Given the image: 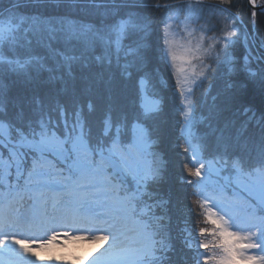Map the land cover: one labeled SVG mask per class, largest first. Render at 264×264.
Returning <instances> with one entry per match:
<instances>
[{"label": "snow or ice", "instance_id": "snow-or-ice-1", "mask_svg": "<svg viewBox=\"0 0 264 264\" xmlns=\"http://www.w3.org/2000/svg\"><path fill=\"white\" fill-rule=\"evenodd\" d=\"M203 2L58 0L64 14L45 15L22 9L47 0H0V264L56 259L38 253L50 250L60 229L101 245L90 264H175L157 215L163 167L154 124L162 102L149 70L154 62L174 82L177 147L183 170L195 178L185 177L196 197L189 214L202 218L184 230L192 264H264V107L243 104L239 95L251 84L264 96V40L253 56L245 35L238 67L230 55L237 17H226L215 34L201 23ZM90 8L99 23L72 18ZM144 9L161 14L155 27ZM93 62L115 66L136 86L132 110L117 115L108 103L98 131L88 119L95 105L81 97L103 85L110 100L112 78L94 73ZM221 69V102L212 116H198L196 91ZM240 72L244 80H234ZM17 84L23 91L12 97ZM40 88L51 91L52 103L41 100ZM204 121L215 141L210 156L196 131Z\"/></svg>", "mask_w": 264, "mask_h": 264}, {"label": "trees", "instance_id": "trees-1", "mask_svg": "<svg viewBox=\"0 0 264 264\" xmlns=\"http://www.w3.org/2000/svg\"><path fill=\"white\" fill-rule=\"evenodd\" d=\"M57 2L58 0H47L46 7H29L22 9V11L28 13L43 12L45 15L64 14L63 8L56 7ZM150 2L155 3V0H150ZM167 2L171 3L173 0H167ZM179 2L186 5L189 0H179ZM194 2L195 0H193ZM4 3L6 5L7 0H4ZM198 7L204 9L201 13V23L207 21L208 26H215L217 29L215 34H222L220 29L226 17H236L238 15L235 21V27L239 29V32L237 33V37L233 38L238 42L230 49V55L235 57L238 67L243 65V58L246 55L247 45L244 43L245 35H248V37L251 36L253 47L252 55H259V51L256 49L259 42L264 40V12H258L254 22L252 16L253 9L247 0H229L228 3H221V0H207ZM122 11L127 10L124 9ZM143 12L152 18L154 27L159 23L160 13H153L150 9H144ZM72 18L86 23H99L97 10L91 8L84 13L73 12ZM250 38L248 39L249 41ZM255 66L256 62L253 61V67ZM157 67L160 68L159 72H156ZM149 70L156 77L155 91L162 102V112L154 124L159 135V143L156 145L155 151L159 154L163 167L161 178L155 186V191L162 205L161 208L157 209V215L163 217L162 224L166 226L168 234L171 237L173 252L170 255H172L175 264H192L191 257L193 251L188 249L184 244V238L186 236L184 230L185 228L191 229L198 222V219L202 218H197L189 214V209L194 207L193 201L196 197L191 194L192 190L185 182V177H188V174L182 167L184 157L181 153L183 150L177 147V138L179 136L177 122L180 119L178 115V108L180 107L179 98L172 87L174 82L169 80L168 73L162 66L156 65L154 62ZM92 71L94 73L103 72L105 78L109 75L112 78L110 100L103 85L94 87L92 92L81 97L82 102L85 104L89 100L94 103L95 111L88 115V119L92 123L94 131H98L99 122L104 115L108 103H111L114 108V114L117 115L121 110H127L129 112L132 110L133 104L136 102V86L134 80H128L122 77L115 66L111 69H102L93 62ZM244 78L245 74L243 72L233 77L236 81H243ZM225 79L223 70L221 69L220 72L210 76L203 84V87L196 91L195 98L197 101L198 116L210 117L213 115L216 106L221 102L222 97L220 93L223 90ZM22 91L21 86L17 84L12 86L9 95L15 97ZM38 95L45 104L52 103V93L49 89L40 88ZM239 95L243 104L251 105L256 110L264 107V96H262L258 88L251 84L247 89L241 90ZM214 98L216 99L214 100ZM60 100L62 103L68 102L66 97H60ZM32 107H35V105L33 104ZM9 111L14 112L15 109L9 105ZM85 111L87 113V109ZM196 131L201 137H204L208 145L207 155L210 156L214 149L215 141L208 134L210 132L208 122L204 121L200 123ZM249 131L250 133L255 132V129H250ZM232 132L234 134L235 129ZM188 178L195 179L192 177ZM198 211L199 209H197Z\"/></svg>", "mask_w": 264, "mask_h": 264}, {"label": "rangeland", "instance_id": "rangeland-1", "mask_svg": "<svg viewBox=\"0 0 264 264\" xmlns=\"http://www.w3.org/2000/svg\"><path fill=\"white\" fill-rule=\"evenodd\" d=\"M261 2L260 0H258ZM238 15H236L237 17ZM239 29H237V33ZM248 37V35H247ZM251 36L248 37V39ZM251 42V38H250ZM75 235H87V233H73L67 229H60L57 241L54 242L50 250L42 251L38 254L41 257H55L56 259L38 261L37 264H90L91 260L103 250L98 242L89 239H75ZM106 246V245H105ZM88 262V263H86Z\"/></svg>", "mask_w": 264, "mask_h": 264}, {"label": "water", "instance_id": "water-1", "mask_svg": "<svg viewBox=\"0 0 264 264\" xmlns=\"http://www.w3.org/2000/svg\"><path fill=\"white\" fill-rule=\"evenodd\" d=\"M248 4L251 6V8L253 9V12H256V15L258 12H264V11H261V3L257 1V3L255 5L251 4L250 3V0H247Z\"/></svg>", "mask_w": 264, "mask_h": 264}, {"label": "bare ground", "instance_id": "bare-ground-1", "mask_svg": "<svg viewBox=\"0 0 264 264\" xmlns=\"http://www.w3.org/2000/svg\"><path fill=\"white\" fill-rule=\"evenodd\" d=\"M204 1H207V0H204Z\"/></svg>", "mask_w": 264, "mask_h": 264}]
</instances>
